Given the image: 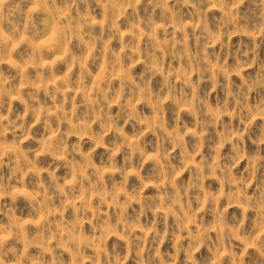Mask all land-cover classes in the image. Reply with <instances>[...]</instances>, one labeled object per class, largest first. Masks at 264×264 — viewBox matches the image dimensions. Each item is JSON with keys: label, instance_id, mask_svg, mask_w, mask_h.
<instances>
[{"label": "rangeland", "instance_id": "obj_1", "mask_svg": "<svg viewBox=\"0 0 264 264\" xmlns=\"http://www.w3.org/2000/svg\"><path fill=\"white\" fill-rule=\"evenodd\" d=\"M0 264H264V0H0Z\"/></svg>", "mask_w": 264, "mask_h": 264}]
</instances>
